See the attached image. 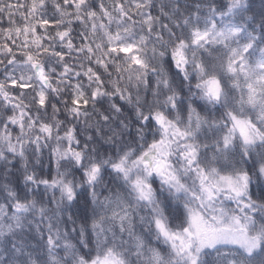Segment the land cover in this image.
Masks as SVG:
<instances>
[{"label": "snow or ice", "instance_id": "1", "mask_svg": "<svg viewBox=\"0 0 264 264\" xmlns=\"http://www.w3.org/2000/svg\"><path fill=\"white\" fill-rule=\"evenodd\" d=\"M0 264H264V0H0Z\"/></svg>", "mask_w": 264, "mask_h": 264}]
</instances>
